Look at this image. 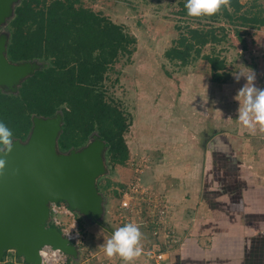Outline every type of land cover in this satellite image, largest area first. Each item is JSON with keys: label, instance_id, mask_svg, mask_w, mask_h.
<instances>
[{"label": "rangeland", "instance_id": "rangeland-1", "mask_svg": "<svg viewBox=\"0 0 264 264\" xmlns=\"http://www.w3.org/2000/svg\"><path fill=\"white\" fill-rule=\"evenodd\" d=\"M23 1L4 0L0 20V47L11 63V23ZM181 1L184 0H81L86 8L124 26L137 41L133 54L121 57L104 83L107 101L119 106L131 123L125 135L129 159L123 165L112 163L97 132L81 147L68 151L57 147L59 156H72L95 144L101 145V170L94 181L100 206L93 216L73 208L67 201L51 202L46 227L56 229L73 251L65 253L45 246L41 264H186L199 259L201 264H215L218 260L207 259L202 253L211 252L219 241L230 242L226 235L215 237L226 225L216 209L215 179L221 169L234 176L238 174L227 170L228 164L237 165V148L245 157L264 152V27L238 26L247 44L244 49L235 26L225 20L217 24L230 27L228 38L221 45H208L203 54L224 59L230 79L214 83L205 59L183 65L165 56L179 35L176 14ZM244 2L264 7V0ZM17 64L24 67L25 75L11 84L0 85L1 93L18 95L23 81L35 71L50 67L51 61L35 58ZM62 109L57 112L58 118L62 117ZM37 118L33 116L34 120ZM30 137L31 134L25 141L12 139L0 146V151L5 152L15 143L26 145ZM163 161L179 168L190 161L191 169L197 167L199 177L206 174L212 186L205 196L202 194L201 201L210 209L208 217L197 210L200 203L188 211L178 205H173L177 208L173 209L169 185L162 174L165 171L159 169ZM247 166L242 171L249 172ZM152 168L158 170L153 173ZM204 183L199 178L198 187L205 190ZM128 186L134 187V210L122 213V193ZM172 196L170 200H174ZM126 223L134 232L122 239ZM232 242L235 238L230 246L234 245ZM159 251L164 258L157 262L152 256ZM2 264L32 263L20 257L16 249H10Z\"/></svg>", "mask_w": 264, "mask_h": 264}, {"label": "trees", "instance_id": "trees-1", "mask_svg": "<svg viewBox=\"0 0 264 264\" xmlns=\"http://www.w3.org/2000/svg\"><path fill=\"white\" fill-rule=\"evenodd\" d=\"M179 5V35L165 52L166 58L183 65L205 59L211 67L212 81L226 83L230 73L225 60L204 55L203 50L227 40L230 27L217 25L223 20L235 26L245 49L247 44L238 26L264 27V7L248 6L243 0H184ZM193 22L197 25L193 26ZM11 27L8 57L12 62L46 58L51 66L35 71L23 81L18 95L0 92V146L12 139L25 141L33 127V116L52 118L63 108L60 150L81 147L97 132L111 162L123 165L129 159L125 135L131 123L119 106L107 101L104 83L118 60L133 54L136 38L124 26L86 8L81 0H24L16 9ZM207 141L208 138L203 146ZM235 163L236 166L228 164L227 170L244 172V167ZM239 213L243 217L242 210ZM254 216L264 219L258 210ZM227 224L223 231L230 242L219 241L211 252L202 255L218 260L215 264H256V259L264 256V226L256 222L255 237L248 242L247 228L233 218ZM240 236L244 242H238ZM232 238L235 242L230 246ZM199 260L186 264H201Z\"/></svg>", "mask_w": 264, "mask_h": 264}, {"label": "water", "instance_id": "water-1", "mask_svg": "<svg viewBox=\"0 0 264 264\" xmlns=\"http://www.w3.org/2000/svg\"><path fill=\"white\" fill-rule=\"evenodd\" d=\"M4 10L5 2L0 0V20ZM24 75V67L5 59L0 47V85ZM32 121L26 145L15 143L0 151V263L10 249H16L32 264L42 263L40 251L45 246L65 253L73 251L56 229L46 227L51 202L67 201L93 216L100 206L94 181L101 170V145L59 156L56 150L62 117L56 114Z\"/></svg>", "mask_w": 264, "mask_h": 264}, {"label": "crops", "instance_id": "crops-1", "mask_svg": "<svg viewBox=\"0 0 264 264\" xmlns=\"http://www.w3.org/2000/svg\"><path fill=\"white\" fill-rule=\"evenodd\" d=\"M237 150L239 149H236L238 156L234 155L236 158V160H234L241 164V167H246L248 165L247 167L250 171L242 172L241 174L238 172V174L234 176L230 172H227L226 169H221L215 179L217 180L215 185L216 196L218 197V201L215 203L218 214L222 216L221 219L226 222V225H228L227 223L230 225L233 218L234 221H237L239 226H243L250 231V236L248 237L249 242L255 237L253 231L254 227L257 226L255 223L259 222L261 226H264V219L256 218L254 216L257 210L264 214V152L262 151L253 156L245 157L243 154L238 153ZM207 156L209 157V155ZM208 157L205 162L207 165L210 161L208 160ZM248 158L253 159L252 161H249ZM245 159L248 162L245 161ZM187 163L188 162H185L186 166L179 168V166H167L166 162L163 161L159 167V169L165 171V173L162 174L166 176L165 181L169 185V203L171 204L172 202L171 206L174 210L177 209L174 206L178 205L177 207L184 208L186 211L196 208L198 203H200V206H197V210L200 212V215L204 214V216L208 217L210 209L207 204H204L205 202L203 203V201H201V197H203V195L205 196V191L208 187H211L212 184H209L210 179L207 178V176L205 178L206 174L202 175L200 172L202 177L197 175V167L191 169L192 162L189 161V163ZM202 165H204V160L202 161ZM155 168H152L153 173L156 170ZM231 169L234 170L235 168ZM212 174L210 175L211 180L214 178ZM199 178L205 180V190L198 187ZM139 180H142L141 177H139ZM200 194L203 195L201 196ZM170 196H172V199L174 200H170ZM238 207L242 210L243 217L242 214L239 213L240 210ZM246 207L251 208L247 209ZM236 208H238L237 211H235ZM248 222H253L254 224L251 226L250 224H245ZM209 231V233L212 234V230ZM221 235H226L223 229H221V232H217L215 237H220ZM239 239V243L242 241L244 242V237L240 236ZM257 263L264 264V258L260 257V259H256V264Z\"/></svg>", "mask_w": 264, "mask_h": 264}, {"label": "built area", "instance_id": "built-area-1", "mask_svg": "<svg viewBox=\"0 0 264 264\" xmlns=\"http://www.w3.org/2000/svg\"><path fill=\"white\" fill-rule=\"evenodd\" d=\"M132 188H134V187L128 186L126 188V190L122 193V200H121V203H120V209L122 210V213L126 212V211H129V210L130 211L134 210L133 205L131 204V199L133 198V195H131L132 192H133ZM49 215H50V213H49ZM125 226L126 227H124V229L122 230V232H123L122 233L123 234L122 237H124L122 239H125L126 236H128L129 234H133V232H134V231L132 232V230L129 228L130 225L128 223H126ZM132 237L134 238L135 234ZM41 252H43V250ZM152 257L155 258L157 262H159V261L163 260L164 254L159 251V253H157V254L154 253Z\"/></svg>", "mask_w": 264, "mask_h": 264}, {"label": "bare ground", "instance_id": "bare-ground-1", "mask_svg": "<svg viewBox=\"0 0 264 264\" xmlns=\"http://www.w3.org/2000/svg\"><path fill=\"white\" fill-rule=\"evenodd\" d=\"M69 238H70V237H69ZM40 253H41L42 257L45 256V253H44V252H41V251H40Z\"/></svg>", "mask_w": 264, "mask_h": 264}]
</instances>
